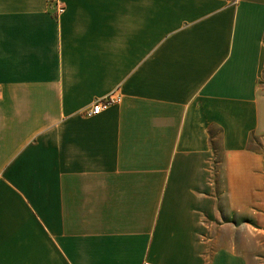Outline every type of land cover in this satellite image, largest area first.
Listing matches in <instances>:
<instances>
[{"label":"crops","instance_id":"0c3cea01","mask_svg":"<svg viewBox=\"0 0 264 264\" xmlns=\"http://www.w3.org/2000/svg\"><path fill=\"white\" fill-rule=\"evenodd\" d=\"M253 136L264 0H0V264H223Z\"/></svg>","mask_w":264,"mask_h":264},{"label":"rangeland","instance_id":"374dc122","mask_svg":"<svg viewBox=\"0 0 264 264\" xmlns=\"http://www.w3.org/2000/svg\"><path fill=\"white\" fill-rule=\"evenodd\" d=\"M250 150L256 152L259 164L250 162L251 187L249 203H243L235 187L234 199L232 188L227 186L221 172L225 156H218L219 175L216 194L218 202L213 208L218 213L217 218L208 222L213 224V232L207 237L214 239L208 249V255L214 251L222 254L223 264H264V136H253Z\"/></svg>","mask_w":264,"mask_h":264},{"label":"built area","instance_id":"2783aa9c","mask_svg":"<svg viewBox=\"0 0 264 264\" xmlns=\"http://www.w3.org/2000/svg\"><path fill=\"white\" fill-rule=\"evenodd\" d=\"M238 0H235L237 2ZM64 12L63 9L59 10V13ZM121 99L115 94L112 93L105 98L94 102L91 106L84 109V115L88 118L94 117L101 114L102 112L108 110L111 106L120 103Z\"/></svg>","mask_w":264,"mask_h":264}]
</instances>
